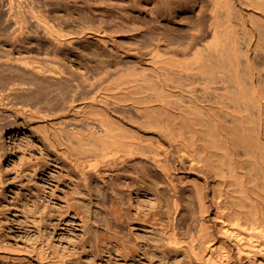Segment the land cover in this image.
I'll return each mask as SVG.
<instances>
[{
	"label": "bare ground",
	"instance_id": "bare-ground-1",
	"mask_svg": "<svg viewBox=\"0 0 264 264\" xmlns=\"http://www.w3.org/2000/svg\"><path fill=\"white\" fill-rule=\"evenodd\" d=\"M47 2L0 0L8 29L0 42L74 41ZM161 5L184 27L162 23L167 13L161 11L157 25L143 33L156 35L150 39L157 54L112 84L89 83L21 52H0V117L39 122L85 185L91 176L112 178L116 200V179L165 187L173 218L165 232L169 249L186 250L197 264H264V0ZM105 32L82 37L95 33L106 43ZM35 251L41 264H68L65 254L50 256L43 246ZM0 255L26 258L1 244Z\"/></svg>",
	"mask_w": 264,
	"mask_h": 264
},
{
	"label": "rangeland",
	"instance_id": "rangeland-1",
	"mask_svg": "<svg viewBox=\"0 0 264 264\" xmlns=\"http://www.w3.org/2000/svg\"><path fill=\"white\" fill-rule=\"evenodd\" d=\"M160 1L48 0L56 8L52 17L63 19L66 30L77 38L65 46L45 39L15 44L2 39L0 52L15 56L21 52L45 64L60 65L89 83L112 84L138 72L142 59L157 54L150 39L153 34L148 38L143 33L149 24L157 25L155 17L161 11L167 13L160 17L162 23L174 30L184 27L176 14L161 8L170 0ZM1 6L3 18L7 9ZM194 8L199 12L200 7ZM4 17L0 32L6 33ZM103 29L106 43L95 33L82 37ZM165 48L160 53L170 55ZM0 155V244L26 257L0 255V264H41L35 251L41 246L50 256L65 254L68 264H197L186 250L165 245L173 218L170 194L161 184L116 179L117 200L109 193L112 178L102 181L91 176L85 185L78 170L46 139L39 122H24V117H0ZM186 196L188 192L183 206ZM177 224L180 232L188 230L179 220ZM127 250L132 254L127 255Z\"/></svg>",
	"mask_w": 264,
	"mask_h": 264
}]
</instances>
